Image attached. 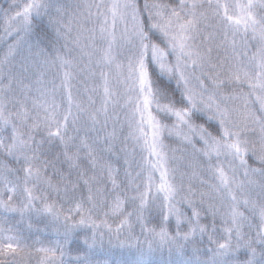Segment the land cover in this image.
Instances as JSON below:
<instances>
[{
  "label": "snow or ice",
  "instance_id": "6c2138e0",
  "mask_svg": "<svg viewBox=\"0 0 264 264\" xmlns=\"http://www.w3.org/2000/svg\"><path fill=\"white\" fill-rule=\"evenodd\" d=\"M0 264H264V0L0 7Z\"/></svg>",
  "mask_w": 264,
  "mask_h": 264
},
{
  "label": "trees",
  "instance_id": "16d2710c",
  "mask_svg": "<svg viewBox=\"0 0 264 264\" xmlns=\"http://www.w3.org/2000/svg\"><path fill=\"white\" fill-rule=\"evenodd\" d=\"M9 2H10V0H3L0 4V7L7 8ZM62 2L66 3V4H75V3L81 2V0H62ZM141 2H142V0H141ZM254 50H255V48L253 47V51ZM256 107L258 108L259 104H256Z\"/></svg>",
  "mask_w": 264,
  "mask_h": 264
},
{
  "label": "bare ground",
  "instance_id": "6f19581e",
  "mask_svg": "<svg viewBox=\"0 0 264 264\" xmlns=\"http://www.w3.org/2000/svg\"><path fill=\"white\" fill-rule=\"evenodd\" d=\"M2 1H3V0H0V4H1Z\"/></svg>",
  "mask_w": 264,
  "mask_h": 264
}]
</instances>
